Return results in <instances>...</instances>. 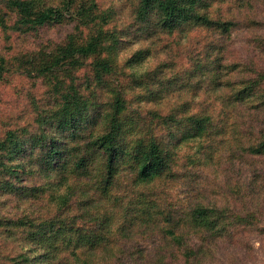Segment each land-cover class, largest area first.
Instances as JSON below:
<instances>
[{
    "label": "trees",
    "instance_id": "obj_1",
    "mask_svg": "<svg viewBox=\"0 0 264 264\" xmlns=\"http://www.w3.org/2000/svg\"><path fill=\"white\" fill-rule=\"evenodd\" d=\"M255 241L264 0H0V264H264Z\"/></svg>",
    "mask_w": 264,
    "mask_h": 264
},
{
    "label": "rangeland",
    "instance_id": "obj_2",
    "mask_svg": "<svg viewBox=\"0 0 264 264\" xmlns=\"http://www.w3.org/2000/svg\"><path fill=\"white\" fill-rule=\"evenodd\" d=\"M126 11H127V9H126ZM127 17H128V14H123L122 15V20H127ZM138 46H141V44H135V45H133L132 47V49H137L138 48ZM131 50V49H130ZM154 63V60L152 59V58H149V59H147L143 64H142V66H140L139 67V69L140 70H146V69H148V68H151V66H152V64ZM196 141H194L193 143H194V146H193V148L195 147V143ZM189 145H191V144H186V145H184L182 148V152L183 153H187V152H189L190 151V149H189ZM10 211H14L15 210V206L13 207V206H10L9 208H8ZM254 245H255V247L256 248H259L260 250H261V252H263V254H260V255H258L260 258H262L261 260L263 261V259H264V245L262 246L261 244H260V241H255L254 242ZM261 245V246H260ZM260 260V261H261Z\"/></svg>",
    "mask_w": 264,
    "mask_h": 264
}]
</instances>
